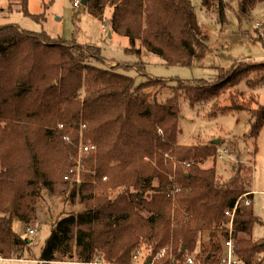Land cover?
Here are the masks:
<instances>
[{
    "label": "trees",
    "instance_id": "16d2710c",
    "mask_svg": "<svg viewBox=\"0 0 264 264\" xmlns=\"http://www.w3.org/2000/svg\"><path fill=\"white\" fill-rule=\"evenodd\" d=\"M29 1L8 0L7 10L20 5L36 21L46 20L53 0H43L40 14L29 12ZM263 1L239 0V17L249 19ZM201 4L225 24V0ZM82 6L103 23L112 8L110 30L129 39L125 52L142 64L144 51L166 66H189L207 50L208 36L190 0H89ZM255 35L262 39L256 30ZM106 59L97 45L15 24L0 26V257L24 259L30 251L32 241L16 233L13 222L36 221L37 202L47 187L57 196L79 195L85 207L52 225L39 258L45 263L133 264L143 246L150 261L166 249L162 264L182 263L207 232L195 262L219 264L230 222L225 212L240 199L233 222L236 254L243 264H261L264 239L253 237L260 221L252 202L253 171L247 177L240 167L221 182L214 167H202L218 157L220 143L180 145L178 136L184 95L192 107L212 103V114L250 113L248 136L257 138L264 128V102L239 101L235 93L227 104L220 100L242 81L254 93L264 83V61L222 68L211 82L180 81L172 87L174 95L159 102L146 100L145 89L167 85L164 79L138 84L119 69L128 66H108ZM81 136L96 150L81 161L78 182L74 170ZM118 187L124 191L107 195L108 188Z\"/></svg>",
    "mask_w": 264,
    "mask_h": 264
},
{
    "label": "rangeland",
    "instance_id": "374dc122",
    "mask_svg": "<svg viewBox=\"0 0 264 264\" xmlns=\"http://www.w3.org/2000/svg\"><path fill=\"white\" fill-rule=\"evenodd\" d=\"M46 1V0H44ZM43 0H30L29 12L40 14L44 12ZM197 14L200 25L208 36L207 50L204 55L194 60L189 66H166L163 60L148 51H144L142 60L125 52L127 38L103 32V22L94 18L83 6L76 8L73 0H53L46 12V20L36 21L24 14L20 5H14L12 10H7L8 0H0V26L7 24L18 25L29 32H41L45 30L53 38H61L66 41H75L78 44L97 45L102 49L103 56L108 66L114 61L116 64H124L127 68H119L120 71L134 77L138 84L144 83L149 78L164 79L165 86H151L145 89L146 100L165 102L174 93L172 87L180 81L195 83L198 80L215 81L220 69H228L235 63H259L264 61V1L259 3L252 11L251 17H239V0H225L229 4L226 10V22L219 23L216 13L207 11L201 4V0H190ZM112 8L106 10V18L110 19ZM260 24V26H257ZM109 29L108 20L105 21ZM259 27L260 30H257ZM106 29V30H108ZM255 30L262 38L256 40ZM127 45V44H126ZM129 46V45H128ZM139 61V62H138ZM98 65L106 66L98 62ZM230 93H235L239 101L245 102L258 98L264 102V83L252 93L249 91L246 81H242L236 89L227 90L221 97L220 103L227 104ZM242 99V100H241ZM181 118L178 143L180 145L208 144L214 140H220L218 157L209 158L202 167H214L222 181L229 179L240 167H244L243 173L253 171V209L259 218V222L253 228L255 239H264V128L257 138L249 137L251 128V116L248 112H217L212 114V103L192 107L184 95L179 99ZM86 154L78 151L77 165L74 170L76 181H81V161ZM169 157V154L165 155ZM0 163V170H1ZM174 180V178H173ZM106 181V180H104ZM158 179L154 185H158ZM124 191V187L108 188L106 193L111 198ZM247 195V194H246ZM11 206V205H10ZM9 206V207H10ZM85 207L79 195L73 199L70 195H54L47 187L42 190L41 198L37 202V219L32 225H27L20 220L13 222V228L19 235L31 240L30 251L24 259H3L0 264H105L99 260L93 263H79L76 261H53L45 263L39 260L46 239L51 234L52 225L61 217L69 213H77ZM148 216V213H145ZM227 229V225L225 226ZM29 228H37L35 234L28 232ZM208 233L200 235L199 244L208 240ZM235 245V234H234ZM236 247V246H235ZM149 249L143 246L138 253L137 263L147 264ZM261 264H264V253L258 255ZM150 264H162L161 259L153 258Z\"/></svg>",
    "mask_w": 264,
    "mask_h": 264
},
{
    "label": "built area",
    "instance_id": "2783aa9c",
    "mask_svg": "<svg viewBox=\"0 0 264 264\" xmlns=\"http://www.w3.org/2000/svg\"><path fill=\"white\" fill-rule=\"evenodd\" d=\"M74 7L79 8L81 7L82 4V0H75V2L73 3ZM257 26H260V24H258ZM263 34H264V29L262 30ZM63 124L60 125V128H63ZM85 126H83L84 128ZM65 140L67 141H71V137L70 135H65ZM96 150V146L94 144H90V143H84L83 142V138L81 136L80 138V142H79V152L82 154H89L93 151ZM243 196H246L243 195ZM240 200V199H239ZM239 200L237 201L235 207L232 210H227L225 212L226 216L229 217L230 222L228 225V230H227V239H225L224 241V255L222 256L220 263L219 264H243V261L237 256L236 254V250H235V245H234V226H233V222H234V217H235V213L239 204ZM250 202L248 201L247 204H249ZM30 234H35L37 232V228H29L28 229ZM139 253V252H138ZM138 253L135 256V261L133 264H138L137 263V258H138ZM167 254V250L166 249H162L156 256V258H163L165 255ZM150 261V259L148 260ZM151 262V261H150ZM150 262L147 264H150ZM170 264H196L195 262V256H188L186 258V260L182 263L180 262H176V261H172Z\"/></svg>",
    "mask_w": 264,
    "mask_h": 264
},
{
    "label": "crops",
    "instance_id": "0c3cea01",
    "mask_svg": "<svg viewBox=\"0 0 264 264\" xmlns=\"http://www.w3.org/2000/svg\"><path fill=\"white\" fill-rule=\"evenodd\" d=\"M109 21V19L108 18H106V21ZM110 26V25H109ZM106 29H108V27H107V25H105V23H103V32L104 33H109V36L112 34V38L111 39H114L118 34H116V33H113L111 30H110V27H109V29L108 30H106ZM127 38V37H126ZM128 39V38H127ZM123 44H125V47L127 46L128 47V45H129V39L127 40V42H124ZM127 44V45H126ZM126 47V48H127ZM108 62V61H107ZM108 64H110V62H108ZM111 64L112 65H117L116 64V62H114V61H112L111 62Z\"/></svg>",
    "mask_w": 264,
    "mask_h": 264
},
{
    "label": "water",
    "instance_id": "95a60500",
    "mask_svg": "<svg viewBox=\"0 0 264 264\" xmlns=\"http://www.w3.org/2000/svg\"><path fill=\"white\" fill-rule=\"evenodd\" d=\"M88 1H89V0H82V4H83L84 6H86L87 3H88ZM213 143H215V144H219V143H220V140H214ZM263 245H264V242H263ZM149 262H150V261H148V263H149Z\"/></svg>",
    "mask_w": 264,
    "mask_h": 264
}]
</instances>
